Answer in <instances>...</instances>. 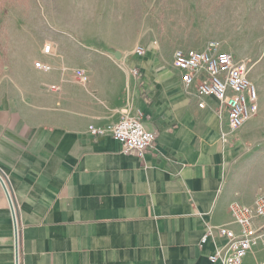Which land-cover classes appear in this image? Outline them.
Returning a JSON list of instances; mask_svg holds the SVG:
<instances>
[{
	"label": "crops",
	"instance_id": "obj_1",
	"mask_svg": "<svg viewBox=\"0 0 264 264\" xmlns=\"http://www.w3.org/2000/svg\"><path fill=\"white\" fill-rule=\"evenodd\" d=\"M83 59L75 68L89 75L85 85L62 54L11 56L0 75V264H18L11 199L19 264H210L226 241L202 245L208 226L237 229L231 204L264 196L262 94L261 114L225 142L219 103L200 109L171 60ZM126 115L157 135L143 159L90 134ZM261 252L246 262L264 261Z\"/></svg>",
	"mask_w": 264,
	"mask_h": 264
},
{
	"label": "rangeland",
	"instance_id": "obj_2",
	"mask_svg": "<svg viewBox=\"0 0 264 264\" xmlns=\"http://www.w3.org/2000/svg\"><path fill=\"white\" fill-rule=\"evenodd\" d=\"M212 41L247 62L264 100V0H0L1 76L11 56L46 54L49 43L73 70L84 54L138 46L167 66L177 49Z\"/></svg>",
	"mask_w": 264,
	"mask_h": 264
},
{
	"label": "built area",
	"instance_id": "obj_3",
	"mask_svg": "<svg viewBox=\"0 0 264 264\" xmlns=\"http://www.w3.org/2000/svg\"><path fill=\"white\" fill-rule=\"evenodd\" d=\"M45 53L55 55L53 44L45 46ZM134 53L144 57L146 50L138 46ZM35 66L44 72L52 71L51 65L42 62ZM174 66L181 74L180 80L186 92L192 93V89H195L200 109L207 107L205 100L208 98L219 103L218 115L220 118L226 116L228 122V132L223 133V141L226 142L228 136L236 134L257 117L260 97L250 78L251 69L246 61L237 60L224 51L221 43L212 41L198 50L177 49L174 52ZM65 71H71L77 83L85 85L89 82L85 70ZM133 74L138 75L139 71L135 69ZM50 91L57 90L51 87ZM90 134L94 137L111 136L121 144L124 155H136L141 159L155 150L157 141L156 133L148 131L141 118L128 115L104 130L91 127ZM230 215L232 226L237 229L231 228V225L208 226L202 239V245L210 239L215 243L218 239L226 241L225 246H216L209 258L210 264H248L246 260L250 255L264 251V196H260L252 206L232 203ZM255 264H264V261H256Z\"/></svg>",
	"mask_w": 264,
	"mask_h": 264
},
{
	"label": "water",
	"instance_id": "obj_4",
	"mask_svg": "<svg viewBox=\"0 0 264 264\" xmlns=\"http://www.w3.org/2000/svg\"><path fill=\"white\" fill-rule=\"evenodd\" d=\"M115 57L117 59H121V53L117 52L114 54ZM0 180L1 182L3 183V185L5 186V188L7 189L6 187V184H5V181H4V178L2 175H0ZM8 190V189H7ZM10 195V194H9ZM11 198V197H10ZM11 206H12V211H13V215H14V219H15V230H16V248H17V262L19 264V234H18V231H19V225H18V218H17V211H16V206L13 202V200L11 199Z\"/></svg>",
	"mask_w": 264,
	"mask_h": 264
}]
</instances>
